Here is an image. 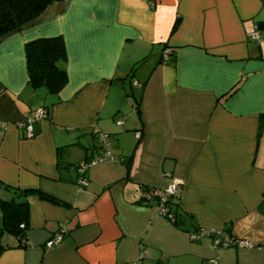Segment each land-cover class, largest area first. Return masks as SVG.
Masks as SVG:
<instances>
[{"label": "crops", "instance_id": "crops-1", "mask_svg": "<svg viewBox=\"0 0 264 264\" xmlns=\"http://www.w3.org/2000/svg\"><path fill=\"white\" fill-rule=\"evenodd\" d=\"M57 35L69 79L52 94L31 85L25 46ZM41 108L29 137L22 126ZM263 116L264 0L53 2L0 40V195L41 189L70 206L30 195L29 244L6 234L0 264H130L141 253L143 264H264ZM95 129L118 161L83 176L103 150ZM177 183L189 231L140 203L144 186ZM198 227L251 246L218 249L192 238Z\"/></svg>", "mask_w": 264, "mask_h": 264}, {"label": "trees", "instance_id": "trees-1", "mask_svg": "<svg viewBox=\"0 0 264 264\" xmlns=\"http://www.w3.org/2000/svg\"><path fill=\"white\" fill-rule=\"evenodd\" d=\"M55 1L61 0H0V40L35 24L37 18ZM176 26L177 23L174 28ZM25 47L31 85L34 88L45 87L52 94L60 93L67 85L69 79L66 69L59 65V62L67 57L64 37L62 35L40 37L27 42ZM262 118L258 138H260L264 128V116ZM95 136L100 141L96 132ZM103 154L104 150L101 151L100 156ZM157 188L164 187L144 186V194L140 199V203L158 206L161 202L160 197L155 194L150 195V192ZM15 194L11 198H5L0 195V255L5 249L12 247V245L3 242V237L6 234L18 237L24 245L29 244L26 230L30 218V203L28 200L30 195L37 194L40 198L55 204L70 206L66 201L41 189L16 190ZM181 199V192L178 188L177 192L168 196L165 205L169 209L168 212L174 215L175 220L171 221V223L189 231L187 227L191 214L188 215L179 209ZM200 229L198 227L194 232ZM222 229L231 234L229 228ZM232 237L234 240V244L232 245L237 246L236 240L238 238Z\"/></svg>", "mask_w": 264, "mask_h": 264}, {"label": "built area", "instance_id": "built-area-1", "mask_svg": "<svg viewBox=\"0 0 264 264\" xmlns=\"http://www.w3.org/2000/svg\"><path fill=\"white\" fill-rule=\"evenodd\" d=\"M258 29V28H257ZM249 37L253 39H259L260 33L258 30H254L249 33ZM171 55V50H167L163 54V58L166 61ZM47 117V111L46 108H41L34 112L31 116L27 118L25 123L23 124V128L26 129V132L29 137L34 136V130H33V123L35 121H39L41 119H45ZM118 124H123V121H119ZM7 125L6 124H0V129L5 128ZM95 132L98 134L100 142L103 146L104 154L102 156H97L92 158L86 163H83L82 165L79 166V172L84 176L87 172V170L94 164L102 161H118L112 152V139L111 136L107 133H104L103 131H100L98 129H95ZM141 136V132H137V137ZM80 182L84 185L88 184V179L83 178L80 179ZM178 184H172L170 186L164 187V188H157L153 189V191L150 192V195H158L161 199L160 204L157 206L159 209L160 214L167 218L170 221H174V215L171 212H168V207L165 205V201L168 199V196L170 194H173L177 192L178 190ZM68 228L65 224H62L60 226V229L53 235V237L47 242V247L52 248L58 245L60 242L63 241V238L65 234L67 233ZM191 236L193 239H198L200 240L201 238H212L215 245L217 246L218 249L225 248L227 246H231L234 244V240L232 235L222 229V228H201L198 231L192 232ZM236 245L237 246H243V247H248L251 246V242L246 240V239H237L236 240ZM143 258L144 255L141 253V257L133 263L130 264H143Z\"/></svg>", "mask_w": 264, "mask_h": 264}]
</instances>
